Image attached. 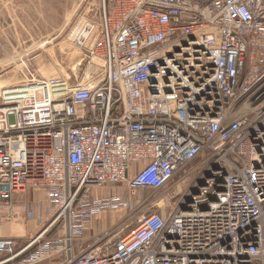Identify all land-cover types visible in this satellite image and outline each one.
<instances>
[{
	"label": "built area",
	"instance_id": "obj_1",
	"mask_svg": "<svg viewBox=\"0 0 264 264\" xmlns=\"http://www.w3.org/2000/svg\"><path fill=\"white\" fill-rule=\"evenodd\" d=\"M67 40L79 78L0 92V229L26 191L47 222L20 248L0 237V264H264V0H97ZM195 161L167 216L77 250Z\"/></svg>",
	"mask_w": 264,
	"mask_h": 264
},
{
	"label": "rangeland",
	"instance_id": "obj_2",
	"mask_svg": "<svg viewBox=\"0 0 264 264\" xmlns=\"http://www.w3.org/2000/svg\"><path fill=\"white\" fill-rule=\"evenodd\" d=\"M93 6H97V0H0V92L20 83L29 73L38 79L64 77L74 81L79 78L81 51L67 38L69 32L92 15ZM197 165L198 161L189 164L159 191H144L136 197L126 193L128 200L139 204L94 218L78 242L77 250L104 244L109 240V236L103 237L104 233L121 232L125 221L133 223L150 212L167 216L198 178ZM42 202L44 196L39 192L14 195L15 215L6 219L1 229L12 226L25 231L23 238L17 239L19 248L46 226V219L38 223V218L45 215L44 208L40 207ZM26 204L35 208L34 221L24 217ZM6 258L0 255V259Z\"/></svg>",
	"mask_w": 264,
	"mask_h": 264
},
{
	"label": "crops",
	"instance_id": "obj_3",
	"mask_svg": "<svg viewBox=\"0 0 264 264\" xmlns=\"http://www.w3.org/2000/svg\"><path fill=\"white\" fill-rule=\"evenodd\" d=\"M24 233H25L24 230H21V229L19 230L15 227H12V226H7L3 229H0V237L1 238L21 239V238H23L22 236L24 235ZM18 246H20L19 242H18ZM4 260H6V259H0V262H2ZM7 264H9V263H7Z\"/></svg>",
	"mask_w": 264,
	"mask_h": 264
},
{
	"label": "water",
	"instance_id": "obj_4",
	"mask_svg": "<svg viewBox=\"0 0 264 264\" xmlns=\"http://www.w3.org/2000/svg\"><path fill=\"white\" fill-rule=\"evenodd\" d=\"M7 188L5 187V190H6Z\"/></svg>",
	"mask_w": 264,
	"mask_h": 264
}]
</instances>
